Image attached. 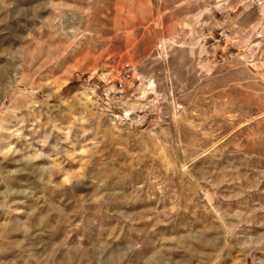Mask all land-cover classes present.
<instances>
[{
	"label": "rangeland",
	"instance_id": "1",
	"mask_svg": "<svg viewBox=\"0 0 264 264\" xmlns=\"http://www.w3.org/2000/svg\"><path fill=\"white\" fill-rule=\"evenodd\" d=\"M263 5L0 0L19 264H264Z\"/></svg>",
	"mask_w": 264,
	"mask_h": 264
},
{
	"label": "bare ground",
	"instance_id": "2",
	"mask_svg": "<svg viewBox=\"0 0 264 264\" xmlns=\"http://www.w3.org/2000/svg\"><path fill=\"white\" fill-rule=\"evenodd\" d=\"M263 10H264V5H263ZM16 190H10L9 191L10 193L8 192V194L5 193L3 195H0L1 196L0 197V214L1 213L7 214L6 215L7 217L5 218V220H6L5 223L3 222L0 225V263L1 264H19L17 261V255L20 252L18 251V254H17L15 251H12V249H13L12 247H11L12 249L7 247L8 243H11L10 237H11L12 227L10 229V225H11L12 221L17 220V218L14 219L12 217V212H11L12 207L11 206L13 205V203H12L13 200H11L9 198V196H11L12 199H15L16 196L20 195V191H16ZM6 197H8V198L5 199ZM19 220H20V218H19ZM19 220H17L16 222H18ZM23 224H25V222Z\"/></svg>",
	"mask_w": 264,
	"mask_h": 264
},
{
	"label": "built area",
	"instance_id": "3",
	"mask_svg": "<svg viewBox=\"0 0 264 264\" xmlns=\"http://www.w3.org/2000/svg\"><path fill=\"white\" fill-rule=\"evenodd\" d=\"M120 86H122V85L120 84Z\"/></svg>",
	"mask_w": 264,
	"mask_h": 264
}]
</instances>
